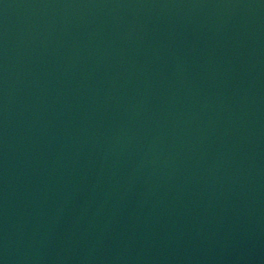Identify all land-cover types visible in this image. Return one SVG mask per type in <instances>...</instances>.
<instances>
[{"label":"water","instance_id":"95a60500","mask_svg":"<svg viewBox=\"0 0 264 264\" xmlns=\"http://www.w3.org/2000/svg\"><path fill=\"white\" fill-rule=\"evenodd\" d=\"M0 264H264V0H0Z\"/></svg>","mask_w":264,"mask_h":264}]
</instances>
